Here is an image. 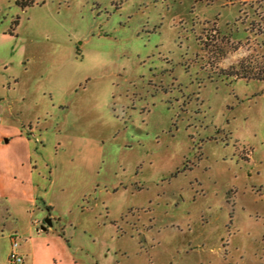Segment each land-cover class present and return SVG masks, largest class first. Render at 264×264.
<instances>
[{
  "label": "rangeland",
  "instance_id": "obj_1",
  "mask_svg": "<svg viewBox=\"0 0 264 264\" xmlns=\"http://www.w3.org/2000/svg\"><path fill=\"white\" fill-rule=\"evenodd\" d=\"M18 1L0 264H264V0Z\"/></svg>",
  "mask_w": 264,
  "mask_h": 264
},
{
  "label": "crops",
  "instance_id": "obj_2",
  "mask_svg": "<svg viewBox=\"0 0 264 264\" xmlns=\"http://www.w3.org/2000/svg\"><path fill=\"white\" fill-rule=\"evenodd\" d=\"M2 100L3 99L0 98V114H2L4 111L3 107L1 106L3 104V103H1ZM6 128L8 129V127H6ZM30 128L32 129V126ZM1 140L2 139H0V150H2V148H3L1 145L2 144ZM10 141H12V140H7L6 143H10ZM18 142L22 143L24 145V147L26 146V152H25L26 156L23 155V158H22L23 162H22L21 166H23V164L25 163V160H26L28 170L26 171V174L24 171L23 172H17V174H20L23 178H24V176H26V178L30 179L32 177V175L34 174V169L36 168L33 165V161H32L30 139L28 138V136L26 137L22 131H20L18 134ZM2 159H4V160L0 161V163H4V165H6V166H4V165H0V166H2L3 170L7 173V175H10L12 177L11 174L13 172L20 171L18 168H16L15 161L13 159L4 158V157H2ZM0 175H1V177H3L2 174H0ZM11 177H10V179H11ZM16 185L18 187L21 185L22 188L25 187V184L22 182L19 184H16ZM27 188H28L30 194L34 195V191H35L34 188L33 187L31 188L29 185L27 186ZM32 200H33V198H32ZM12 251H13V248H12Z\"/></svg>",
  "mask_w": 264,
  "mask_h": 264
},
{
  "label": "trees",
  "instance_id": "obj_3",
  "mask_svg": "<svg viewBox=\"0 0 264 264\" xmlns=\"http://www.w3.org/2000/svg\"><path fill=\"white\" fill-rule=\"evenodd\" d=\"M215 1L216 0H195L196 3H204V2H206L208 5L213 4ZM230 1L234 2L235 0H230ZM34 3H35V0H22V1L19 0L18 1V4H20L23 8H26V6L32 5ZM262 32L264 33V29L262 30ZM263 73H264V70H263ZM248 77L249 76L244 75L241 78H244V79L246 78L247 80H249ZM250 79L251 80L253 79V80H262V81H264V75H262L260 77L258 76V77L250 78Z\"/></svg>",
  "mask_w": 264,
  "mask_h": 264
},
{
  "label": "built area",
  "instance_id": "obj_4",
  "mask_svg": "<svg viewBox=\"0 0 264 264\" xmlns=\"http://www.w3.org/2000/svg\"><path fill=\"white\" fill-rule=\"evenodd\" d=\"M18 247H19V243H18L17 239L13 238L12 239L13 251L11 252V254L9 256V261H10L11 264H20V263L23 262L22 257L17 252L14 251Z\"/></svg>",
  "mask_w": 264,
  "mask_h": 264
},
{
  "label": "water",
  "instance_id": "obj_5",
  "mask_svg": "<svg viewBox=\"0 0 264 264\" xmlns=\"http://www.w3.org/2000/svg\"><path fill=\"white\" fill-rule=\"evenodd\" d=\"M46 224H47V226H42V227L40 228V230H42V231H46L48 226H52V225H53L52 220H51V219H47V220H46Z\"/></svg>",
  "mask_w": 264,
  "mask_h": 264
}]
</instances>
